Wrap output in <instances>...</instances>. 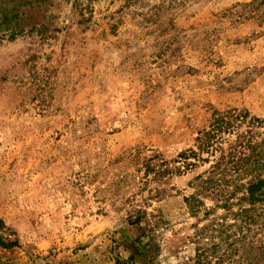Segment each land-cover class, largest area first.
Returning a JSON list of instances; mask_svg holds the SVG:
<instances>
[{"label": "rangeland", "instance_id": "rangeland-1", "mask_svg": "<svg viewBox=\"0 0 264 264\" xmlns=\"http://www.w3.org/2000/svg\"><path fill=\"white\" fill-rule=\"evenodd\" d=\"M0 7L20 30L0 38V264H197L235 188L205 183L219 153L196 139L230 111L264 140V0Z\"/></svg>", "mask_w": 264, "mask_h": 264}, {"label": "trees", "instance_id": "trees-1", "mask_svg": "<svg viewBox=\"0 0 264 264\" xmlns=\"http://www.w3.org/2000/svg\"><path fill=\"white\" fill-rule=\"evenodd\" d=\"M18 19L16 10L0 7V38L14 39L18 35ZM247 119L245 114L230 111L216 115L209 130L200 133L196 139L199 152L213 156L219 153L205 183L224 182L235 188L228 195L216 192V208L227 214L220 221L214 219L198 232L199 239L207 236L208 241H213L197 249V264H213L211 258H215L214 264H264V241L261 239L264 238V140L261 143L254 141L251 131L238 133ZM256 122L250 119L248 124L255 125ZM235 133V143L228 144L224 136ZM225 144H228L227 150ZM198 151L189 150L178 156L183 168L195 165L189 160L199 157ZM240 193L241 196L234 201ZM187 202L190 208L194 207ZM235 207H238L236 212L233 211ZM194 210L197 212L198 208ZM210 214L207 212L205 216ZM229 218L233 224L228 223Z\"/></svg>", "mask_w": 264, "mask_h": 264}]
</instances>
